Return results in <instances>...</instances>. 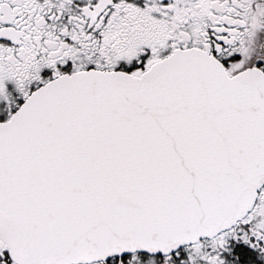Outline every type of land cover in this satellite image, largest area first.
<instances>
[{"label": "snow or ice", "instance_id": "6c2138e0", "mask_svg": "<svg viewBox=\"0 0 264 264\" xmlns=\"http://www.w3.org/2000/svg\"><path fill=\"white\" fill-rule=\"evenodd\" d=\"M0 264H264V0H0Z\"/></svg>", "mask_w": 264, "mask_h": 264}]
</instances>
